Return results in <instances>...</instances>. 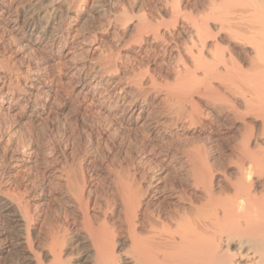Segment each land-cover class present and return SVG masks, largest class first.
<instances>
[{
  "label": "bare ground",
  "instance_id": "6f19581e",
  "mask_svg": "<svg viewBox=\"0 0 264 264\" xmlns=\"http://www.w3.org/2000/svg\"><path fill=\"white\" fill-rule=\"evenodd\" d=\"M204 1V7L197 4L200 9L195 0L166 1L170 5L166 14H144L131 23L132 16L124 9L108 15L105 30L110 32L106 39L112 51L120 42H115L119 23L125 24V32H133L132 40L138 44L131 51L117 52L119 57L111 55L116 58L110 63L108 58L103 62L95 58L100 47L94 43L97 34L83 38L79 32L97 14L111 12L113 0H0V29L39 56L38 63L26 62L25 78L34 82L30 86L40 83L41 72L52 64L65 66L76 79L78 92L86 94L85 110L91 114L97 110L109 119L116 117V109H92L98 102L96 88L105 83L102 91L123 103L129 82L117 75L120 66V72L134 64L147 71L153 65L142 55L148 43L147 50L163 48L168 59L176 48L172 71L163 77L170 81L163 90L169 97L170 125L188 120L202 137L190 138L195 139L192 143L188 138L180 157L150 155L144 158L145 168L130 164L125 173L115 174L114 191L102 199L93 196L83 161L77 162V169L65 158L44 161L50 168L39 171L42 177H57L59 188L69 196L68 219L51 213V197L45 193L55 187L47 177L17 185L15 172L36 168L37 162L29 156L34 150L28 144L14 146L8 157L15 169L0 180V264H264V0ZM177 36L183 41L180 48ZM1 38L0 33V43ZM55 42L60 49L48 53ZM76 45L82 56L78 64ZM9 54L0 47L1 60L8 62ZM109 63L114 70L108 73ZM50 71L44 88L55 96L60 91ZM4 72L0 111L26 108L33 102L30 93L4 101L3 89L13 79ZM134 85L141 87L143 82L136 79ZM62 95L67 104L70 95ZM37 106H31L28 117L36 115ZM237 121L242 124L241 136L239 128L234 144L228 148L222 144L227 148L223 154L219 128H231Z\"/></svg>",
  "mask_w": 264,
  "mask_h": 264
},
{
  "label": "rangeland",
  "instance_id": "374dc122",
  "mask_svg": "<svg viewBox=\"0 0 264 264\" xmlns=\"http://www.w3.org/2000/svg\"><path fill=\"white\" fill-rule=\"evenodd\" d=\"M165 2L167 4H170L169 2H171V0H113V6L111 8V12L109 11L108 13L106 12L105 14H102L103 13L102 12L99 15L97 14L95 16L94 21L88 20L87 21L88 24H87V22L84 23L85 25H83V27L80 29L79 35L84 36L83 38H87L89 36L91 37L92 35H94V32H95V34H97L98 38L96 40H94V43H96V42L99 43L100 47L99 48L97 47L98 49L96 48L95 52H96L97 56L96 57L94 56V57L96 59L98 58L97 60L99 62H103V58H105L104 60L109 59L110 61L109 60L108 61L110 63H112V62H114V61H112V59L116 58L113 56L115 54H117V52L123 54L125 52L131 51L134 48L136 49L138 44H136L137 42L132 40L133 35H134L133 32L130 30L125 32V28H124L125 24L119 23L120 25L117 24V27H118V32L120 33V36H119V38H117L118 40L116 39L115 42H117V43L119 41L120 42H119V44H117L118 45L117 49L115 51L113 49V51H112V49L109 47V44L107 43L108 42L107 39L111 35L109 34L110 32H107L105 30L107 23H108L107 16L112 14V13L117 14L124 9L127 12H129L130 17L132 16L131 20L129 19L130 21H128L131 23V22H134V20L136 21L137 17L144 15V14L145 15L150 14L153 16H158L160 14L161 15L166 14V10L170 7V5H166ZM204 2H205L204 0H195L194 3L196 4V8L200 9L201 7L205 6ZM197 4H199L201 7L199 5L197 6ZM165 5L167 7H165ZM164 10H165V13H164ZM90 25H91V27H90ZM0 31H2L0 33L2 34L1 39L3 41L0 43L2 45V46L0 45V47H1V49L6 50V52L8 54L10 53L8 55L10 57L8 62L0 59V71H1L0 73H2V71H6L4 73L8 74L9 76H11L13 78V79H11V83L9 84V86L8 87L6 86L3 89L4 91L6 90L5 94L7 93V95H5L4 91H3V96L5 95L4 101H10L11 98L17 99V98H20L23 94H28V93H30L29 94L30 101H33L28 106H26V108H24V107H21V109L16 108L17 110L12 111L10 113L9 112L7 113L5 111H0V113H1L0 114V180L5 179L7 177L8 171H10V169L11 170H13V168L15 169L14 163H11V159L8 157V156H10L12 148L14 146H18V145L19 146L25 145V148H26V145L28 144L27 148H33V150H34L31 154H29V156L31 155L32 157H34L33 159L36 160V162H37L35 165L36 168L33 167L32 169H30V167H28L29 169H27V166L25 168H21V169L16 168V169H20L17 172H15L16 176H14L17 179V185L20 184V186H22L23 184L29 182L28 179L31 180L32 178H35V177H36L35 179L39 180V181H41L42 178L47 177V179H49V181L51 183L53 182L51 185H52V187H55V188L52 190V193L51 192L45 193V195L47 194V197H49V198L51 197L50 198L51 209H52L51 213L59 216L61 219H65V218L68 219V217L70 218V216H71L70 215L71 213L69 212V209H70L69 208L70 207L69 196H67V194H65V192H63L64 189L59 188V185L56 183V182H58L57 177H56V179L54 176H53V178H50V177L46 176L47 174L43 175V177H42V174L40 172H42V170L46 167L50 168L47 164H44L45 163L44 161H46L48 159L49 160L54 159L55 161H58V160L61 161V159L65 158V159H68V161L70 163L72 162V165H71L72 169H74V168L77 169V162L83 161L84 166H85L84 169L87 173L86 174L87 178L88 179L90 178L89 180L93 184V187H92V189H94V190H92L93 196H95V197L98 196L99 199H102L105 196H110L111 192L114 191L115 174L118 173L119 171L122 174L125 173L124 171H127V169L130 168V164L131 165L137 164L136 166L132 165V166H135L137 169L141 166H142V168L143 167L145 168V166L143 164H145V160L147 158H150V155L159 157L162 154L161 156H163V155L170 156L171 155V156H176V157L179 156L180 157V154H181L182 150L184 149L186 142L190 141L192 143L195 140L194 139L193 141H191L194 137H196V139L202 138L200 136L201 133H198V131H199V130H197L198 128L196 126H195L196 127L195 128L193 126V124L190 125L189 123H187L188 120H185V121L183 120L184 123L186 122L185 124H183V122H182V124H181V122L179 124H176L175 126L178 125L177 127H175L173 124H172V126L170 125L169 117L172 116V114H169V113H171V111L167 108L168 107L167 106L168 105L167 99L169 97L166 96L164 91H163L165 89L166 85L168 84V82H170V81H167L163 77L166 74V72L172 71V68L175 64L174 54H176V51H174V50L176 48L171 49L170 52L172 53L173 58L168 59L169 55H167V53L162 50L163 48H160L158 50H147L148 46L150 44L149 43L146 44L147 49L142 52L143 53L142 55L144 57H147L148 59L147 58L146 59L149 60L150 63L152 62V64H153V65L148 67L147 71H145V68L143 67V65H142V67H140V66L137 67V65L134 64L133 66L132 65L130 66L132 69L130 67H128L129 69L127 68V69H125V71L120 72L123 67L118 64L120 66V68H119L120 70H117V72L119 71L117 75L120 74L121 76H123V75L125 76V73H126V76L125 77L123 76L121 79L123 81L126 80L127 82H129V83H127L128 86L125 87V90L127 91V95L125 94L124 99H122L123 103L119 102V100H118L119 98L115 95H113V97H115L116 100L112 97V95L110 96L108 94L109 96H107L106 92L104 93V91H102L104 84H105V83H103V84H100V86L97 87L95 90L96 95L98 96V94H99V96L97 98L98 102L96 101L97 103L95 105V108L92 106V109H99L100 106H102V107L108 106L109 108L108 107H106V108L107 109L112 108V110L116 109L115 110L116 117L109 119V117H105L104 115L99 113L97 110L94 111L93 114H91L90 112L85 110V109H89V108H87L88 101L86 100V97H85L86 94L85 93L82 94V93L78 92V88L76 87L77 85L75 82L76 79L71 78L69 76V73H68L69 69L65 66L64 67L61 66V68H60V65H57L54 63L51 65L53 68L50 67L51 71L50 70L49 71L52 72L54 79H55V82H56V86L59 87V91H60L59 93L57 92L55 96L52 94H49L45 90L46 88H44L45 84L46 85L48 84L47 83L48 79H49L48 74H50L49 71H47V70L41 72L40 80H38L40 83H36V84H34L35 87H31L30 83L31 82L34 83V82L25 78L26 77L25 75L28 74L27 72L25 73V70H26L25 67L27 64L26 62H31L33 64H35L37 61L40 62V60H38L39 56L36 53L34 54V52L29 51L25 47L23 48L22 46L21 47L18 46L19 45L18 41L15 40V38H13V37L9 38L10 36H8V34H7L8 31H5V29L4 30L0 29ZM121 35H122V37H121ZM75 36H77V35H75ZM78 36L75 37V39H78ZM179 39L181 40L182 38L181 37L179 38V36H177L176 37V43H177V41H179ZM69 41H70V39H69ZM181 43L183 45V41H179L176 45L180 48L182 46V45H180ZM107 44H108L109 49L107 47ZM95 46H97V45H95ZM173 47H175V46H173ZM50 48H52V49L48 48L49 49V51H47L48 53H53V52L57 53L58 49H60V47H58L56 42L54 44H52V46ZM78 48H80V46L76 45L77 55L75 56L76 59H75L74 64H78V61L81 60L80 58L82 57V56L81 57L79 56L80 58L78 57V50H79ZM110 49H111L112 53H111ZM121 54H120V56H122ZM109 55L110 56L113 55V56L110 57ZM116 56H118V54ZM119 59L120 58H118L116 60L118 61ZM121 59H124V58L122 57ZM117 61H116V63H117ZM110 63H109V66H107V68H108V70L110 69L112 71V70H114V67L110 68L112 66V64L110 65ZM62 68H64V69H62ZM140 69L142 70V72ZM110 70L108 71V73L111 72ZM7 71H8V73H7ZM18 72H20V73L18 74ZM22 73H23V75H22ZM108 73L107 72L105 73V75H106L105 79H107ZM141 74H142V76H141ZM14 75H16L17 77ZM137 75L139 77H137ZM135 78L137 80L138 79L142 80L143 85L141 87L134 85V81H136ZM69 79H71V80H69ZM45 81H47V82H45ZM11 85H12V87H11ZM13 85H14V87H13ZM143 86H145V87H143ZM15 87H17V88H15ZM101 87H102V89H101ZM132 87H134L135 89ZM45 91L47 93H45ZM68 93H70L69 94L70 96L67 95ZM61 94H66L67 96H69L72 99V101L70 99L69 102L67 104H65V101L63 100L64 99L63 95L60 96ZM133 94L135 96H133ZM10 95H11V98H10ZM101 95L104 96L105 100L103 99V96H101ZM105 96L108 97L107 98L108 100L106 99ZM5 98H7L8 100ZM99 98H100V101H99ZM18 100H20V99H18ZM127 100L128 101L132 100L131 102H133V103H131L130 101L128 102ZM115 102H117V103H115ZM6 105H7V103L5 104V106ZM32 105L33 106L38 105L39 107L37 106V108H36L37 109L36 115L28 117V114L30 112V108ZM130 107L132 110L130 109ZM100 109H101V107H100ZM139 109H143V111L140 112L141 117L135 119V117L137 116V114L139 112ZM121 110H122V112H121ZM129 110H131L133 113L132 117H129V115H130L128 112ZM14 112H15V114H14ZM149 116H150V118H149ZM160 121H161V123H160ZM163 124L166 126H164ZM235 124L236 125H233L231 128H229V127H227V128L222 127L223 129L221 127L219 128V131L221 133L218 132V134L220 137L222 136V138H220V141L222 139V142H223V143H221V145L223 144L225 146V143H226V146L228 145L227 148L229 147L230 143L234 144V142H236V139L239 138L238 137L239 136V131H238L239 128H240V136H241V132H242V128H241L242 126L241 125L242 124L241 123L239 124L238 121ZM140 125H142V126H140ZM186 128H187V130H186ZM182 135L184 137H182ZM185 135L187 138L185 137ZM223 136H224V138H223ZM225 137H228V138H225ZM6 138H8V139H6ZM178 138H180V139H178ZM188 138H189V140H188ZM190 138H191V140H190ZM223 139L227 142L229 141V143L224 142ZM177 140H178V142H177ZM186 140H188V141H186ZM201 140L203 141V139H201ZM204 140H206V139H204ZM230 141H232L233 143ZM161 142H163V143H161ZM188 143H186V144H188ZM160 144H162V145H160ZM181 144H183V145H181ZM33 145L35 146L36 149L37 148L38 149L36 150ZM223 145H222V148L220 150L227 149ZM208 146H209V144H208ZM37 152H39V154ZM224 152L225 151L223 150L221 153H223V154L227 153V152H225V153ZM37 154H38V156H37ZM172 154H174V155H172ZM45 156H47V157H45ZM40 158H44L45 160L40 159ZM144 158H145V160H144ZM136 162H138V163H136ZM141 162H144V163H141ZM56 163H58V162H56ZM37 164L39 167L37 166ZM11 165H12V167H11ZM31 167H32V165H31ZM34 169L37 171H35ZM154 170H156V169H154ZM37 172H38V174L40 173L41 175H35V174H37ZM20 176H22V177H20ZM37 176L39 179L37 178ZM113 179H114V181H113ZM113 182H114V184H113Z\"/></svg>",
  "mask_w": 264,
  "mask_h": 264
}]
</instances>
